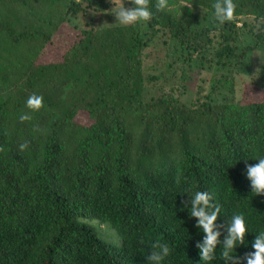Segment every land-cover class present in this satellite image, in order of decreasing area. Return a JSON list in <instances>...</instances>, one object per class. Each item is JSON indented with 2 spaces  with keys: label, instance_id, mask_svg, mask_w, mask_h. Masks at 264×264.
Returning a JSON list of instances; mask_svg holds the SVG:
<instances>
[{
  "label": "trees",
  "instance_id": "16d2710c",
  "mask_svg": "<svg viewBox=\"0 0 264 264\" xmlns=\"http://www.w3.org/2000/svg\"><path fill=\"white\" fill-rule=\"evenodd\" d=\"M156 2L152 20L124 26L112 0H0V264H149L157 240L172 249L163 264H205L183 204L196 191L222 206L218 223L244 215L235 255L254 251L264 195L246 171L264 157V100L236 88L264 47V0H234L224 24L215 0ZM63 32L60 60L43 62ZM197 74L198 97L184 100ZM220 252L208 264H224Z\"/></svg>",
  "mask_w": 264,
  "mask_h": 264
},
{
  "label": "clouds",
  "instance_id": "9594fccd",
  "mask_svg": "<svg viewBox=\"0 0 264 264\" xmlns=\"http://www.w3.org/2000/svg\"><path fill=\"white\" fill-rule=\"evenodd\" d=\"M112 3L115 5L114 8L118 7L115 0H112ZM131 3L134 5L133 7H119V10L115 12L119 24L128 26L153 19L155 13L150 7V0H131ZM184 6L191 7V5ZM168 7L169 0H157L155 4L157 12H162ZM212 7L215 20L220 24L233 21L237 7L234 0H215ZM43 99V96L33 93L28 97L26 106L32 111H39L44 106ZM19 119L23 123L31 120V116L25 113L21 114ZM27 147V142L20 145L22 151ZM3 151V147H0V152ZM255 160L258 163L247 165V178L251 182L252 192L255 195H264V157ZM179 182V178H177V184ZM189 198L183 202L184 207L191 205L190 216L197 219L196 227L202 229L204 233L203 240L196 244L199 249L200 261L208 264L214 260L219 246L221 248L220 258L224 264H242L243 261H246L247 264H264V231L256 235V239L252 243L254 251L245 253L243 257L235 255V249L237 246L245 244L248 234L244 215L235 214L226 224H221L217 221L222 206L213 202L214 198L210 192L196 191ZM221 236H224L223 240H221ZM151 247L152 251L147 256L149 264H163L172 251L167 243H162L159 240L154 242Z\"/></svg>",
  "mask_w": 264,
  "mask_h": 264
},
{
  "label": "rangeland",
  "instance_id": "374dc122",
  "mask_svg": "<svg viewBox=\"0 0 264 264\" xmlns=\"http://www.w3.org/2000/svg\"><path fill=\"white\" fill-rule=\"evenodd\" d=\"M116 3H118V7L112 8L109 13H111L114 10H119V7H122V1L121 0H115ZM108 12L105 13L103 23L111 17V15ZM113 15V14H112ZM98 21L94 19V22ZM113 22L118 23V20L116 17H113ZM73 31V32H72ZM71 34H77L76 31L72 30ZM242 33H247L245 30H242ZM244 35V34H243ZM61 39H56L52 45L47 46L44 49V52L41 56V60L43 62H55L60 60L61 52H62V45L63 40L70 39L72 36L66 35L65 32H63L61 35ZM71 40V39H70ZM69 40H66V42ZM247 43L250 45L255 44V39L252 38L251 34H247ZM264 47L260 46L256 48L254 51H252V55L250 58L246 61L245 71L244 69L240 71V77L239 80V86L236 88V95L239 99H244L245 101L253 102V101H262L264 100V90L261 88L260 84L262 82V79L264 78V65L262 61V55L261 51ZM244 66V65H243ZM242 66V67H243ZM262 67V68H261ZM203 75H195L194 80L192 84L188 85V88L186 90L185 95L183 96L184 100H193L198 95L196 94L198 80L202 79ZM247 86V87H245ZM99 229L101 231L102 236L105 239H114V243H119L118 239L115 238L114 232L106 225L99 224Z\"/></svg>",
  "mask_w": 264,
  "mask_h": 264
}]
</instances>
